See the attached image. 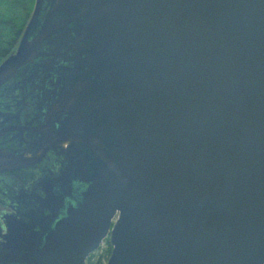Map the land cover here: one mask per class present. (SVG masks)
Masks as SVG:
<instances>
[{
    "label": "water",
    "instance_id": "obj_1",
    "mask_svg": "<svg viewBox=\"0 0 264 264\" xmlns=\"http://www.w3.org/2000/svg\"><path fill=\"white\" fill-rule=\"evenodd\" d=\"M61 33L69 203L9 216L0 264H85L108 234L106 264H264V0H35L0 82Z\"/></svg>",
    "mask_w": 264,
    "mask_h": 264
},
{
    "label": "flooded vegetation",
    "instance_id": "obj_2",
    "mask_svg": "<svg viewBox=\"0 0 264 264\" xmlns=\"http://www.w3.org/2000/svg\"><path fill=\"white\" fill-rule=\"evenodd\" d=\"M71 36L47 37L33 58L0 82V233L9 216L53 222L69 203L75 174L71 138L83 135L69 108L76 63Z\"/></svg>",
    "mask_w": 264,
    "mask_h": 264
},
{
    "label": "rangeland",
    "instance_id": "obj_3",
    "mask_svg": "<svg viewBox=\"0 0 264 264\" xmlns=\"http://www.w3.org/2000/svg\"><path fill=\"white\" fill-rule=\"evenodd\" d=\"M34 2L35 0H0V61L15 49L31 15ZM30 4L29 11L27 9ZM26 12L28 13L24 25L20 27ZM110 251L111 244L107 236L99 248L87 257L85 264H106Z\"/></svg>",
    "mask_w": 264,
    "mask_h": 264
},
{
    "label": "trees",
    "instance_id": "obj_4",
    "mask_svg": "<svg viewBox=\"0 0 264 264\" xmlns=\"http://www.w3.org/2000/svg\"><path fill=\"white\" fill-rule=\"evenodd\" d=\"M30 7H31V4H30V6H29V8H28L27 10H29V11H30ZM29 11H28V12H29ZM28 12H26V16L22 18V22H21V25H20V27L24 25V23H23V22H25L24 20L26 19V17H27V13H28ZM22 23H23V24H22Z\"/></svg>",
    "mask_w": 264,
    "mask_h": 264
}]
</instances>
